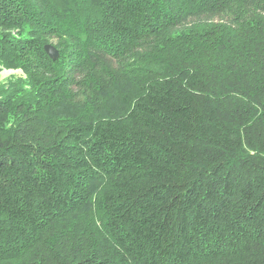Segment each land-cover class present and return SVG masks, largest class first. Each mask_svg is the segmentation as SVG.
Here are the masks:
<instances>
[{
  "label": "trees",
  "instance_id": "1",
  "mask_svg": "<svg viewBox=\"0 0 264 264\" xmlns=\"http://www.w3.org/2000/svg\"><path fill=\"white\" fill-rule=\"evenodd\" d=\"M0 63V264H264V0H0Z\"/></svg>",
  "mask_w": 264,
  "mask_h": 264
},
{
  "label": "rangeland",
  "instance_id": "2",
  "mask_svg": "<svg viewBox=\"0 0 264 264\" xmlns=\"http://www.w3.org/2000/svg\"><path fill=\"white\" fill-rule=\"evenodd\" d=\"M61 41L62 40L58 38H52L48 41L47 45H51L59 51L60 48L59 43ZM12 81H23L27 83L28 76L25 73V71L21 68L7 67L0 63V87L7 86Z\"/></svg>",
  "mask_w": 264,
  "mask_h": 264
},
{
  "label": "water",
  "instance_id": "3",
  "mask_svg": "<svg viewBox=\"0 0 264 264\" xmlns=\"http://www.w3.org/2000/svg\"><path fill=\"white\" fill-rule=\"evenodd\" d=\"M45 50H46L47 54L49 55V57L53 61H57L59 59V56H60L59 51L56 48H54L53 46L47 45L45 47Z\"/></svg>",
  "mask_w": 264,
  "mask_h": 264
}]
</instances>
